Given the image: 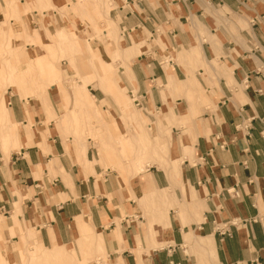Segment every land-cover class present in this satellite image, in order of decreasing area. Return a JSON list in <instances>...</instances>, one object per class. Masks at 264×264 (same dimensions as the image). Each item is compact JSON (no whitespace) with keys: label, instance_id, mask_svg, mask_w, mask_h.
<instances>
[{"label":"crops","instance_id":"obj_1","mask_svg":"<svg viewBox=\"0 0 264 264\" xmlns=\"http://www.w3.org/2000/svg\"><path fill=\"white\" fill-rule=\"evenodd\" d=\"M55 2L50 5L64 7L70 0ZM119 11L114 20L122 34L111 30L112 39L103 38L102 55L89 44L95 57L91 62L107 74L111 56L125 58L127 68L116 81L130 94L137 88L138 106L158 112L151 135L168 141L165 121H185L177 133L190 154L167 174L141 170L128 183L100 164L103 158L93 147L83 149L67 132L64 122L76 111L65 112L59 80L50 84L53 93L40 85L26 97L2 93L1 134L8 140V124L16 126L18 147L8 153L0 148V264L25 260L14 259L13 248L22 250V234L26 241L34 234L43 249L69 247L80 257L85 229L90 231L89 264H264V0H125ZM216 16L252 18L251 34L219 46ZM199 23L210 31L211 42L203 41ZM20 25L21 20L8 31L26 42L50 37L63 44L76 36L65 27L46 32L44 23L35 34L20 35ZM5 32L0 28V42ZM161 37L170 49L169 60L155 43ZM144 42L148 51L139 54ZM196 50L209 65L220 59L221 77H196L175 59L183 57L189 65L185 55ZM0 55L7 60L1 47ZM32 55L28 67H13L9 87L31 79L28 73L37 64L49 66L46 57ZM2 71L0 80L6 78ZM72 88L77 107H94L96 98L86 82ZM199 95L210 104L199 119L188 121ZM140 118L150 134L149 118ZM139 120H132L133 128L142 133ZM100 121L102 127L110 125L103 115ZM112 125L118 135L121 122Z\"/></svg>","mask_w":264,"mask_h":264},{"label":"rangeland","instance_id":"obj_2","mask_svg":"<svg viewBox=\"0 0 264 264\" xmlns=\"http://www.w3.org/2000/svg\"><path fill=\"white\" fill-rule=\"evenodd\" d=\"M55 4V0H0V28L5 30L3 41L0 42V47L4 51L6 61L2 60L0 55V68L3 69L2 76L5 79L0 80V96L7 92L11 95L12 91L26 97L30 89H34L37 85L47 86L48 91L53 93L50 84L60 81V87L57 92L62 97L64 102L65 112L69 108L75 109V115L64 122L67 132H69L77 141L83 143V149L93 147L95 153H98L102 159L100 164L105 168H111L115 172L122 175L129 183L132 175L139 174L147 169H161L165 173L168 169L179 168L180 162L184 160L186 153L182 148L181 136L182 126L185 121L180 123L177 118L166 120L167 139L162 136L151 135L155 133V128L158 120V112L151 110L149 107H140L136 104L131 96L129 89L124 84L117 83L119 77H123V72L127 68V61L121 55H117L109 59L112 65L109 64L108 73L105 74L104 69L96 63L91 62V58H95L94 54L89 50L90 44L93 50L102 55L104 51L103 38L112 39L113 33L122 34L121 26L114 20L115 14H121L119 7L125 4V0H84V5H78V0H70L66 6H51ZM109 2L112 5L109 6ZM115 10L117 11L116 13ZM221 15L225 13L221 12ZM21 20V25L18 32L23 34L26 31L28 34H35L40 26H45L46 32H56L57 29L65 27L68 31L74 32L76 36L70 35L63 44H54L50 37L39 41L26 42L20 40L19 35H11L9 28L17 21ZM252 18L241 19V17L219 18L216 16L213 27L218 31V45L222 43L228 45L232 41H244V34H251ZM50 28V30H49ZM224 28V34L221 32ZM199 29L203 36V41L211 42L212 35L210 31L199 23ZM48 30V31H47ZM125 38V37H124ZM28 43V44H26ZM125 45L129 42L125 40ZM155 43L160 45V53L165 60L171 58L169 48L163 38L158 39ZM54 44V45H53ZM146 42L141 44L140 53L147 52L148 48H143ZM203 51V50H202ZM32 56L46 57L49 66H37L28 73V77L24 84L17 86L8 85L7 77L12 73L13 67L18 70H23L29 66L27 57ZM222 55L225 52L222 50ZM188 64L185 65V59L178 56L176 61L180 66L187 70L191 69V74L196 77H205L208 73L211 77H221L220 59L211 61L209 65L204 62L203 52L201 50L193 51L192 56L188 57ZM136 58V57H135ZM133 60V59H132ZM122 66L121 68L119 66ZM212 66V67H211ZM200 68L203 70L201 71ZM105 77V78H103ZM86 82L89 91L94 94L96 100L94 107L90 110L77 107L74 102L73 85ZM200 87V85H198ZM58 87V84H56ZM137 88H134L136 93ZM189 99V98H188ZM192 100V99H191ZM197 101V102H196ZM196 104L191 107V112L185 118L188 121L191 119H199L203 114L204 107H208L209 101H205L204 97L199 95L195 99ZM102 105L108 111H103ZM104 108V110H105ZM99 111V113H98ZM102 112V113H101ZM103 115L106 122L110 125L101 126V116ZM132 116V118H131ZM149 118L153 129L150 134L147 125L140 117ZM143 121L145 130L142 133H137L133 128L134 119ZM119 120L122 124L118 135L114 131L112 121ZM173 127L175 132L173 131ZM148 129V130H147ZM0 129V148L3 152L8 153L12 148H17L16 138L17 127L10 123L7 127L9 134L8 140L2 137ZM179 132V133H177ZM4 134V133H3ZM135 135L136 140H130ZM128 139V141H127ZM175 141L176 145L171 142ZM90 141V142H89ZM128 159H135V162H129ZM128 162V164H127ZM137 162V165H136ZM122 164L124 167H122ZM120 165V166H119ZM143 170V171H141ZM167 174V173H166ZM86 230V229H85ZM82 231L83 240L79 242V255L76 250L62 247L64 253L56 254L47 249L41 248L34 239V234L29 235V241L24 239V235L20 236L22 250L17 247L15 261L23 264H89L91 260L88 257L90 249L88 243L89 230ZM19 243H16L17 246ZM1 249V247H0Z\"/></svg>","mask_w":264,"mask_h":264},{"label":"bare ground","instance_id":"obj_3","mask_svg":"<svg viewBox=\"0 0 264 264\" xmlns=\"http://www.w3.org/2000/svg\"><path fill=\"white\" fill-rule=\"evenodd\" d=\"M59 31V30H58ZM65 35V34H64ZM62 247H53V249H51V250H48V251H50V252H54V253H56V254H62V252L64 253V251L63 250H60ZM23 264V263H22Z\"/></svg>","mask_w":264,"mask_h":264},{"label":"built area","instance_id":"obj_4","mask_svg":"<svg viewBox=\"0 0 264 264\" xmlns=\"http://www.w3.org/2000/svg\"><path fill=\"white\" fill-rule=\"evenodd\" d=\"M131 96L133 97V100L136 102L137 105H140L139 98L137 96V93L131 92Z\"/></svg>","mask_w":264,"mask_h":264}]
</instances>
